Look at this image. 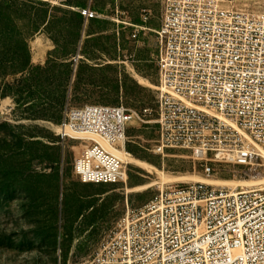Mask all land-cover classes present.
Listing matches in <instances>:
<instances>
[{
  "label": "rangeland",
  "instance_id": "374dc122",
  "mask_svg": "<svg viewBox=\"0 0 264 264\" xmlns=\"http://www.w3.org/2000/svg\"><path fill=\"white\" fill-rule=\"evenodd\" d=\"M41 2L49 5L51 23L32 36L28 21L16 18L12 38L2 40L0 50L4 58L17 52L30 59L24 73L5 75L1 83L17 84L24 78L34 84L32 92L23 96L0 98V264H90L129 212L149 203L161 190L187 184L162 185L154 173L133 164L128 165L127 183L82 182L74 162L88 141L79 140L82 134L63 140L55 132L68 107L124 104L137 111L144 121L134 119L129 127L127 144L136 155L130 153L165 173L231 182L264 177V159L253 166L216 161L207 175L192 150L172 149L166 156L154 151L159 140L160 85L155 30L162 23L163 0ZM82 6L101 17L83 20L78 11ZM238 7L263 13L264 0H238ZM144 9L152 12V18L134 38L131 24L141 23ZM72 28L76 37L68 44ZM99 42L110 50H102ZM63 95L62 107L56 106L54 100ZM140 101L150 112L145 113ZM52 147H60L55 161L45 157L54 151Z\"/></svg>",
  "mask_w": 264,
  "mask_h": 264
},
{
  "label": "built area",
  "instance_id": "2783aa9c",
  "mask_svg": "<svg viewBox=\"0 0 264 264\" xmlns=\"http://www.w3.org/2000/svg\"><path fill=\"white\" fill-rule=\"evenodd\" d=\"M78 11L86 20L101 17L90 7ZM151 18L144 9L141 23L131 24L134 38ZM155 32L154 151L192 150L207 175L216 161L253 166L264 159V12L241 9L238 0H163ZM134 119L144 121L124 104L66 109L58 136L86 133L103 143L79 139L88 141L74 162L82 182L127 183L128 165L107 146L128 151ZM90 264H264V186L230 190L187 182L161 190L127 214Z\"/></svg>",
  "mask_w": 264,
  "mask_h": 264
},
{
  "label": "trees",
  "instance_id": "16d2710c",
  "mask_svg": "<svg viewBox=\"0 0 264 264\" xmlns=\"http://www.w3.org/2000/svg\"><path fill=\"white\" fill-rule=\"evenodd\" d=\"M80 8H87V7H80ZM13 9V13H8L9 10ZM49 5L47 3L37 1V0H0V50L2 47V40L7 38H12L10 35L14 33V29L11 28L12 25L15 23V19H26L29 24V33L31 35H35L41 29H44L51 23V17L48 13ZM79 16L86 20V18L79 12ZM82 21V20H81ZM60 20H56V23H59ZM76 37V28H72L68 32L66 37V42L72 43ZM78 37V34H77ZM52 39L59 45L58 38L52 36ZM98 45L101 46V49L104 51L110 50L109 47H106L104 43L99 42ZM64 47H67L64 46ZM112 47V45H111ZM17 51V50H16ZM1 54V52H0ZM11 58H4L0 56V79L3 78L5 75L12 74L16 75L18 73H24L27 68L30 66V59L29 56L24 54H19L15 52L14 55L10 56ZM5 66V68H3ZM11 68V70H8ZM5 69V70H3ZM37 70H44L42 66H37ZM71 71H69V75ZM17 84H2L0 81V98H5L7 96H23L25 92H32V87L34 86L33 83L28 84V80L24 78H20L17 81ZM66 91V90H65ZM64 95L61 96L60 99L54 100L56 106H61L64 103ZM139 105L143 110L147 107L146 104H143V101L139 102ZM43 114H36L35 117H44ZM50 117H55L51 115ZM62 121V119L58 122V124ZM53 152H46L45 157L48 160L55 161V157H60V147H52ZM127 150L132 154L133 152L129 145L127 144Z\"/></svg>",
  "mask_w": 264,
  "mask_h": 264
},
{
  "label": "bare ground",
  "instance_id": "6f19581e",
  "mask_svg": "<svg viewBox=\"0 0 264 264\" xmlns=\"http://www.w3.org/2000/svg\"><path fill=\"white\" fill-rule=\"evenodd\" d=\"M139 78L141 82H144L145 80L144 78L142 77H139ZM73 134H79V135L82 134L80 135V137L83 136V138L95 139L99 141L100 143H102L101 140L97 136H94L91 134H86V133H73ZM107 147L111 152L119 155L127 165H130V164L137 165V166H140L141 168H144L154 173L159 180L158 182L162 185L169 184V183H176V182L195 181V182H203V183L211 184V185L233 186L234 188L236 187L250 188V187H256V186H261V185L264 186V177H259V176L254 177L252 181H244V182H241V181L233 182L232 181L231 182V181H226V180H220V181L208 180L206 178H203L200 176H194V175H172V174L165 173L144 161L134 158L132 155H129L128 151L125 152L124 150L118 149L114 146H107ZM127 181H128V174H127Z\"/></svg>",
  "mask_w": 264,
  "mask_h": 264
}]
</instances>
